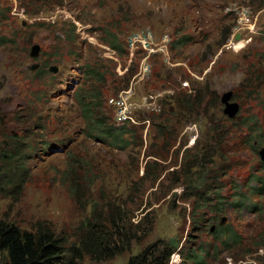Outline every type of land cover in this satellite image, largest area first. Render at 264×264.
Listing matches in <instances>:
<instances>
[{
	"label": "rangeland",
	"instance_id": "obj_1",
	"mask_svg": "<svg viewBox=\"0 0 264 264\" xmlns=\"http://www.w3.org/2000/svg\"><path fill=\"white\" fill-rule=\"evenodd\" d=\"M139 35H148L157 49L171 41L170 61L148 54L138 42L132 47L131 39ZM184 36L188 40L177 43ZM36 44L39 57L30 55ZM251 63L264 77V0H0V221L23 229L54 224L71 244L86 219L117 207L136 222L145 216L142 227L153 223V229L142 242L101 264H129L148 243L172 237L187 256L191 249H202L207 264H264V250L234 254L222 243L226 237L211 234L223 217V225L244 236L263 227V214L241 207L234 197L237 190L263 185L251 181L254 175L264 177L260 147L252 150L246 127H238L241 140L238 128L226 136L225 129L213 132L215 124L232 126L223 117L224 103L215 109L208 103L204 109L196 106L193 121L171 107L178 93L197 92L206 99L216 93L221 100L231 90L232 101L242 104L239 119L258 113L264 130V84L260 100H248L242 92ZM148 64L151 72L144 75ZM98 90L103 106L91 107L99 117L108 115L118 124L126 106L137 119L150 120L135 125V135H125L132 142L127 147L87 136L78 97L92 103ZM160 116L175 120L169 136L159 135ZM205 142L216 155L203 163L214 159L211 167L221 165L219 175L210 173L209 205L199 201L204 187L195 181L202 194H193L185 181ZM223 152L228 156L222 158ZM191 171L194 180L203 172ZM248 194L264 205V191ZM179 254L178 264H194ZM4 259L0 253V264Z\"/></svg>",
	"mask_w": 264,
	"mask_h": 264
},
{
	"label": "trees",
	"instance_id": "obj_2",
	"mask_svg": "<svg viewBox=\"0 0 264 264\" xmlns=\"http://www.w3.org/2000/svg\"><path fill=\"white\" fill-rule=\"evenodd\" d=\"M186 40H188V37L184 36L181 40L179 39L177 43H184ZM109 43L114 49L119 51L122 50L118 42L113 41ZM248 66V75L244 79V88L242 92L249 95L248 100H260L263 94V71L258 70L259 68H256L257 64L255 63H251ZM94 70H96V68L90 69L89 75H93V72H96ZM108 80L109 76L107 74L103 75L100 79L103 85H107ZM192 95L194 96L193 100H198L196 105L193 104ZM103 96L102 91L98 90V93L93 96L91 103V101H85V95H79L78 100L81 103V110L88 125L87 131L85 132L88 137L101 140L113 147H127L132 142L128 137H125V135H135V131H137L136 127L135 130H133L126 125H114V123L110 121L108 115L99 117L100 115L94 111L91 104L102 107ZM201 97L202 95L199 98L197 97V92L195 94L191 93L190 95L178 93L174 97V103L171 107L177 112V116H183V114H185V120L193 121L197 119L198 115L196 106L198 109H204L202 105H207L208 103L210 108H214L216 106L219 107L222 103L220 97L216 93L213 98L208 97L206 99V96L203 98ZM240 107L242 109V104ZM219 111L221 110L219 109ZM223 111L224 109L222 112ZM207 112L208 111H205L204 113L206 114ZM239 116L240 113L232 119L224 114L223 117L231 122L232 128L229 125L228 128H224L223 126L219 127L218 124H215L217 129H214L213 132H216L217 135L225 129L226 132L224 134L226 136V134L237 133L233 128L240 127L242 130L246 127V129L249 130L245 132L247 141L252 150L257 151L259 147L264 145V130L260 129V116L258 113H252L248 119L246 117L244 119H239ZM98 117L101 118L102 121H98ZM159 118L163 119L161 116ZM181 120H183L182 117L180 121ZM157 125L159 128V135L161 136H169V127L174 128V126H176L175 120H170L167 117H164L163 121H160ZM243 134L244 133L239 129V134L237 135L238 140L245 138ZM201 145L202 146L197 149L199 154L196 155V157H198L197 161L191 166L190 164L188 165L190 168L186 172L188 174L187 178L190 176V179L185 181L188 182L187 187L193 194L201 195L202 193L199 185H202L206 192L199 197V201H204V204L209 205L210 198L208 193L212 190L211 183L209 182L210 173L215 171V173L219 175L220 169L218 167H221V165L219 164L215 169L211 167L217 164L214 159L203 163V158L207 156H213L214 158L216 154L214 152L212 154L210 150H207L208 144L206 142ZM193 155H191L189 159H193ZM221 155L222 158L228 156L224 152ZM191 161L192 160H190V162ZM194 168H201L203 171L200 174L198 173L199 175L196 180H194L191 175V173H193L191 169ZM261 168L264 170V163H261ZM253 178H255L256 181H260L263 185L259 188L250 186L245 193L237 190L234 193V197L235 200L240 202L241 207L247 206L251 209H255L257 213L263 214L264 217V205L257 204V202L254 203V198L248 194H262L264 191V177L254 175ZM195 181H198L199 185H196ZM3 188L0 174V197L4 191ZM76 189L77 188H74V190ZM219 190L221 189L219 188L216 191L217 201L219 204H222L224 196L221 195L222 192ZM250 198L253 199L251 204H254L249 206ZM215 208L218 209L219 207L215 206ZM145 221L146 217L142 216L136 222L131 214L116 207L106 212L104 215L96 214L94 217L86 219L78 229L77 241L69 244L67 234H59L54 224L39 222L33 229H23L16 223L2 220L0 221V253H3L5 256L2 264H101L103 261L129 250L134 242H142L153 229V223H149L147 227H142ZM261 226L263 227L256 228L255 235L244 236L239 234L238 231L230 225L218 224L211 234L219 239L226 237L222 242L224 247L229 248L234 254L242 253V255H245L249 252L256 253L259 250H264V223H262ZM180 242L179 239L172 237L170 239H158L152 243H148L140 253L130 257L129 264H170L171 255L176 251L181 252L182 257L188 263L192 261L194 264H207L202 254H205V252H203L202 249H199L202 253H199L197 249H191L187 256L182 251V248H180Z\"/></svg>",
	"mask_w": 264,
	"mask_h": 264
},
{
	"label": "built area",
	"instance_id": "obj_3",
	"mask_svg": "<svg viewBox=\"0 0 264 264\" xmlns=\"http://www.w3.org/2000/svg\"><path fill=\"white\" fill-rule=\"evenodd\" d=\"M132 40V47L135 46V43H139V46H141L142 48H145L146 51L148 52V54L152 55L154 53L155 54H162V56H164L168 61H170L171 57L169 54L170 50V42L171 41H165L159 48H154V42L150 40V37L148 35H139L138 37H134ZM150 65L148 64L147 66H145L143 68V73L144 75H149L150 74ZM156 107L157 105L155 104V102H152ZM149 106H152L149 103ZM153 110H155L152 107ZM127 111H129L127 113ZM121 118L117 119L116 122L119 124L121 121L123 122V124H130V125H140V124H149L150 120L149 119H142L139 120L135 117V114L132 112V110L129 109V107H124V109L122 110V112L120 113ZM181 261V256L179 254V251H176L175 253L172 254L171 259H170V263L171 264H178Z\"/></svg>",
	"mask_w": 264,
	"mask_h": 264
},
{
	"label": "water",
	"instance_id": "obj_4",
	"mask_svg": "<svg viewBox=\"0 0 264 264\" xmlns=\"http://www.w3.org/2000/svg\"><path fill=\"white\" fill-rule=\"evenodd\" d=\"M239 38H240V35H237V39ZM40 53H41V48L39 45L36 44L32 47L30 55L33 57H39ZM36 66L37 64L33 66V69H35ZM51 70L53 72H57L58 68L51 67ZM233 96H234L233 91L230 90L224 93L221 98L222 103H224L225 105L224 114H226L229 118H235L238 115V112L240 111V104L238 102L232 101ZM259 154H260L262 162L264 163V147L260 149ZM225 221H226V217H223L221 219V224H224ZM213 229L214 228H212V230Z\"/></svg>",
	"mask_w": 264,
	"mask_h": 264
},
{
	"label": "clouds",
	"instance_id": "obj_5",
	"mask_svg": "<svg viewBox=\"0 0 264 264\" xmlns=\"http://www.w3.org/2000/svg\"><path fill=\"white\" fill-rule=\"evenodd\" d=\"M239 39H240V38H239ZM233 119H234V118H233ZM115 125H117V126H120V125H126V126H128V125H130V124L126 123V124H115ZM131 126H132V127H130V126H128V127L131 128V129H133V130H135V128H134L135 125H131ZM136 126H137V125H136ZM136 126H135V127H136ZM260 149H261V147L259 148V151H260ZM259 151H258V152H259ZM259 155H260V154H259ZM261 161H262V160H261ZM262 163H263V162H262ZM252 180H255V181H256L255 178H252L251 181H252ZM251 201H252V200L249 199V203H250ZM244 208H250V207L245 206ZM220 224H221V223H220ZM221 225H223V224H221ZM174 253H175V252H174ZM171 256H172V255H171ZM170 259H171V258H170Z\"/></svg>",
	"mask_w": 264,
	"mask_h": 264
}]
</instances>
